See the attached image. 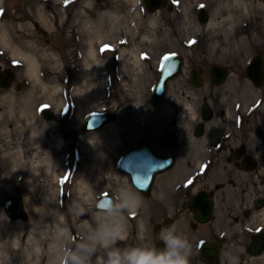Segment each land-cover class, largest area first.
Returning a JSON list of instances; mask_svg holds the SVG:
<instances>
[{"label":"rangeland","instance_id":"374dc122","mask_svg":"<svg viewBox=\"0 0 264 264\" xmlns=\"http://www.w3.org/2000/svg\"><path fill=\"white\" fill-rule=\"evenodd\" d=\"M73 1H0V68L16 73L11 89L0 88V264H60L68 251L106 230L102 217L109 232L121 224L123 239L115 247L151 248L143 238L151 223L129 220L126 210L115 217L93 210L103 194L135 192L119 170L123 155L156 143L158 125L173 117L174 108L194 116L202 98L213 93L209 85L181 91L194 67L218 63L232 70L212 96L218 113L252 107L244 72L255 47L263 48L264 32L258 30L264 27V0H178V8L167 12L168 29L160 27L159 16L143 12L141 0H82L72 6ZM200 5L215 24L195 18ZM229 14L235 21L227 20ZM17 52L37 61L39 80L30 77L28 62ZM175 52L186 61L183 73L157 101L153 88L161 64ZM45 108L55 114L50 121L42 115ZM107 112L117 113L115 123L80 133L87 116ZM32 132H42L44 139L32 145ZM48 158L61 159L62 166H47ZM17 194L28 221H12L4 213L5 199Z\"/></svg>","mask_w":264,"mask_h":264},{"label":"flooded vegetation","instance_id":"af4514ba","mask_svg":"<svg viewBox=\"0 0 264 264\" xmlns=\"http://www.w3.org/2000/svg\"><path fill=\"white\" fill-rule=\"evenodd\" d=\"M146 1L141 0L143 12L159 16L160 27L168 29L172 22L167 20V12L173 13L178 8L177 2L160 0L157 10L149 13ZM81 2L76 0L71 5ZM202 9L206 8L198 7L195 14L200 23ZM206 10L209 19L211 12ZM65 32L63 26L61 38L64 40ZM258 32L262 34L264 27ZM179 45L184 48L181 42ZM261 47H255L244 72L245 88L254 98L252 107L240 112L218 113L212 96L229 79L216 87L209 70L215 63H209L204 68L197 67L203 86L195 88L191 81L194 67L181 91L198 92L209 85L213 93L202 98L194 116H183L174 108L173 117L158 125L157 142H145L137 147H149L160 160L173 159L172 167L157 174L151 187L142 194L119 167L139 196V206L126 210L127 217L134 222L152 224L143 237L151 248L162 249L158 234L162 228L175 225L178 233L186 236L192 245L189 264H264V83L257 87L247 78V67L253 60L260 58L264 67V39ZM182 59L184 68L186 61ZM161 68L162 64L158 78ZM227 68L230 76L232 70ZM168 82L165 96L174 90L173 79ZM117 192L114 190L111 194L119 202L121 192ZM132 233L138 241L140 235L135 226Z\"/></svg>","mask_w":264,"mask_h":264},{"label":"water","instance_id":"95a60500","mask_svg":"<svg viewBox=\"0 0 264 264\" xmlns=\"http://www.w3.org/2000/svg\"><path fill=\"white\" fill-rule=\"evenodd\" d=\"M160 0H147L146 4L149 8V13H154L159 6ZM201 23L205 24L208 22V13L206 9L201 10L199 13ZM170 58L164 60L163 66L159 79L153 90V97L155 100L160 101L164 98L166 93V86L172 79L177 78L183 71L182 66L184 61L178 55L169 56ZM262 60L257 58L248 65L247 78H250L257 87L264 83V67ZM210 79L212 83L218 87L225 84L228 80L229 69L222 65H212L209 68ZM191 81L195 88L203 86V80L200 75V70L193 69L191 75ZM16 82V74L11 69L0 70V88L3 90H9ZM22 86L16 85L17 91H20ZM55 114L51 110H44V119L50 121L54 118ZM116 112H107L98 114L96 117L88 116L80 127V133L82 135L97 132L109 124L117 121ZM92 123L93 127L89 128L88 124ZM174 161L171 160H160L158 159L153 151L144 146L139 149L129 151L120 162V169L124 173L131 177L133 186L142 193L146 192V188H150L157 174L167 171L172 167ZM143 185V186H141ZM117 202V199L111 194H103L101 198L96 201L93 210L94 212H104L101 205L105 203ZM4 210L7 217L12 221H28L29 216L26 212L24 199L20 194L10 196L6 198L3 204Z\"/></svg>","mask_w":264,"mask_h":264},{"label":"clouds","instance_id":"9594fccd","mask_svg":"<svg viewBox=\"0 0 264 264\" xmlns=\"http://www.w3.org/2000/svg\"><path fill=\"white\" fill-rule=\"evenodd\" d=\"M30 135L36 137L37 133L32 132ZM136 206H139V201ZM102 209L110 216L130 211V194L127 191L121 192L119 202L105 203ZM78 211L82 214L84 209L79 208ZM122 239L121 233L116 230L94 234L87 242L79 244L75 252L67 255L68 264H92L91 257L98 249H106L107 255L102 260L98 258L97 264H189L192 256L191 243L186 236L178 233L175 225L161 229L158 239L163 242V248L160 250L146 245L123 250L115 247L117 241ZM60 264H64L63 259Z\"/></svg>","mask_w":264,"mask_h":264},{"label":"bare ground","instance_id":"6f19581e","mask_svg":"<svg viewBox=\"0 0 264 264\" xmlns=\"http://www.w3.org/2000/svg\"><path fill=\"white\" fill-rule=\"evenodd\" d=\"M1 1V0H0ZM246 13L248 14V11H246ZM230 14H232V12L230 13ZM228 15V17H227V20L228 21H235V17H234V15ZM246 15V14H245ZM211 16V15H210ZM210 19V18H209ZM207 25H213V24H215V20H214V18H212V19H210L207 23H206ZM17 54L19 55V56H21V57H23V59L24 60H26L27 62H28V73H29V75H30V77H32V78H34L35 80H39V65H38V63H37V61L34 59V58H30L29 56H27L26 54H23V53H19V52H17ZM91 54H95V51L92 49L91 50ZM42 132H40V133H37V136L36 137H33V139H31L32 141V145H35V144H38L39 142H41V140H43L44 139V137H43V133L41 134ZM39 134H41L40 136H39ZM57 142H58V139H57ZM41 146H38V148H40ZM18 163H20L21 164V162L19 161ZM44 163L47 165V166H53V165H57L58 166V168L59 167H61L62 166V160L61 159H56V160H50L49 158L48 159H44ZM22 166H20V168H21ZM20 168H19V170H20ZM50 169V168H49ZM48 169V170H49ZM18 170V171H19ZM17 177L18 178H22V175L20 174V171L19 172H17ZM123 191H127L129 194H130V198H131V203H132V209L131 210H134L137 206V202H138V199H139V196H138V194L136 193V192H134V191H129V190H122L121 192H123ZM2 213V212H1ZM97 213H105V212H97ZM2 216H4V214L2 213ZM7 216V215H6ZM102 225H104V228H106V230L103 232V233H108L109 232V230L107 229L108 228V226H107V218H105V217H102V218H100L99 220H98ZM113 230H116V231H118V232H120L121 233V235H123V229H121V224L120 225H118V227L117 226H114L113 227ZM139 233H141V232H139ZM92 235H94V234H92ZM92 235H90L89 237H91ZM143 237V236H142ZM88 239V238H87ZM118 248H120V249H122V246L120 245ZM123 250V249H122ZM68 254H70V251H68L67 252V255ZM67 255L66 256H64V264H68V261H67V259H66V257H67ZM106 255H107V250L106 249H98L97 250V252L95 253V255H93L92 257H91V261H92V264H97V259L98 258H100L101 260L104 258V257H106Z\"/></svg>","mask_w":264,"mask_h":264},{"label":"snow or ice","instance_id":"6c2138e0","mask_svg":"<svg viewBox=\"0 0 264 264\" xmlns=\"http://www.w3.org/2000/svg\"><path fill=\"white\" fill-rule=\"evenodd\" d=\"M70 2V0H65V3H69ZM174 2H176V0H174ZM200 7L201 8H203V7H205L204 5H200ZM3 15V10L2 9H0V16H2ZM190 44H194V43H196V41L195 40H192V41H190L189 42ZM170 57H168V56H166V57H164V59L167 61L168 59H169ZM92 117H96L97 115H98V113H91L90 114ZM88 127L89 128H92L93 127V124L92 123H89L88 124ZM65 179H67V177H65ZM189 183H191V181H189ZM141 186H143V185H141ZM101 206H104V205H101Z\"/></svg>","mask_w":264,"mask_h":264}]
</instances>
